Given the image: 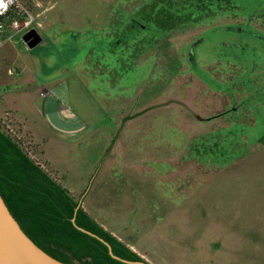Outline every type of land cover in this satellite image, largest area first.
Listing matches in <instances>:
<instances>
[{
	"label": "rangeland",
	"instance_id": "rangeland-1",
	"mask_svg": "<svg viewBox=\"0 0 264 264\" xmlns=\"http://www.w3.org/2000/svg\"><path fill=\"white\" fill-rule=\"evenodd\" d=\"M153 1L18 0L0 126L151 264H264V0Z\"/></svg>",
	"mask_w": 264,
	"mask_h": 264
},
{
	"label": "trees",
	"instance_id": "trees-1",
	"mask_svg": "<svg viewBox=\"0 0 264 264\" xmlns=\"http://www.w3.org/2000/svg\"><path fill=\"white\" fill-rule=\"evenodd\" d=\"M188 0L153 1L145 12H183ZM158 4V8L155 5ZM200 16H196V19ZM166 18V17H165ZM0 193L26 234L53 257L70 264H132L112 257L108 246L77 225L99 235L114 253L146 261L101 225L63 184L35 161L20 142L0 126Z\"/></svg>",
	"mask_w": 264,
	"mask_h": 264
},
{
	"label": "water",
	"instance_id": "water-1",
	"mask_svg": "<svg viewBox=\"0 0 264 264\" xmlns=\"http://www.w3.org/2000/svg\"><path fill=\"white\" fill-rule=\"evenodd\" d=\"M24 40L29 46L34 47L42 37L37 30H31L25 34ZM73 222L76 227L103 241L109 248L112 257L126 263L151 264L146 261H133L116 255L110 243L99 235L77 225L75 218ZM0 264H70L63 262L38 246L22 229L16 218L11 213L3 196L0 193Z\"/></svg>",
	"mask_w": 264,
	"mask_h": 264
},
{
	"label": "built area",
	"instance_id": "built-area-1",
	"mask_svg": "<svg viewBox=\"0 0 264 264\" xmlns=\"http://www.w3.org/2000/svg\"><path fill=\"white\" fill-rule=\"evenodd\" d=\"M6 4L7 10L0 9L3 12L0 15V33L5 27L15 30L30 29L31 31L36 30V26H42V22L38 20L40 14L35 15L24 10L18 0H6Z\"/></svg>",
	"mask_w": 264,
	"mask_h": 264
},
{
	"label": "flooded vegetation",
	"instance_id": "flooded-vegetation-1",
	"mask_svg": "<svg viewBox=\"0 0 264 264\" xmlns=\"http://www.w3.org/2000/svg\"><path fill=\"white\" fill-rule=\"evenodd\" d=\"M194 7L196 10H199L200 12H206L205 14H211V13H215L218 12L219 10H229L232 8L233 5H231L230 8H226L224 9L223 6V0H216L214 2V0H197L196 2H194ZM213 7H215V9H213ZM192 9V7H191Z\"/></svg>",
	"mask_w": 264,
	"mask_h": 264
},
{
	"label": "clouds",
	"instance_id": "clouds-1",
	"mask_svg": "<svg viewBox=\"0 0 264 264\" xmlns=\"http://www.w3.org/2000/svg\"><path fill=\"white\" fill-rule=\"evenodd\" d=\"M0 9L7 10L6 0H0ZM2 14H3V12L0 11V15H2Z\"/></svg>",
	"mask_w": 264,
	"mask_h": 264
},
{
	"label": "crops",
	"instance_id": "crops-1",
	"mask_svg": "<svg viewBox=\"0 0 264 264\" xmlns=\"http://www.w3.org/2000/svg\"><path fill=\"white\" fill-rule=\"evenodd\" d=\"M144 110V109H143ZM141 111V113H144V112H146L145 110L144 111H142V109L140 110ZM140 114V113H139ZM128 245H132V244H130V243H127Z\"/></svg>",
	"mask_w": 264,
	"mask_h": 264
}]
</instances>
